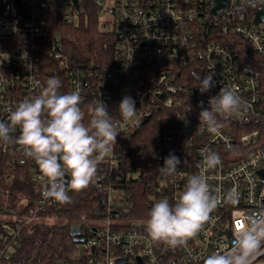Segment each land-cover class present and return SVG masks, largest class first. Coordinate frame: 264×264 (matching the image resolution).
<instances>
[{"label":"built area","instance_id":"1","mask_svg":"<svg viewBox=\"0 0 264 264\" xmlns=\"http://www.w3.org/2000/svg\"><path fill=\"white\" fill-rule=\"evenodd\" d=\"M216 1L226 5L213 15ZM263 10L264 0H0V120L7 122L9 109L39 94L50 77L61 80V93L82 96L85 123L99 99L120 119L122 89L136 101L137 117L121 120L117 144L98 167L95 218L79 228L82 241L68 258L54 264H202L230 248L245 218L264 209V69L249 56L264 61V19L255 24ZM93 15L114 40L113 65L105 73L79 68L61 39L48 35L51 19L75 25ZM205 75H213L216 86L201 95L197 77ZM220 87L238 89L241 110L211 134L199 124L198 105L208 108ZM140 130L152 131V147L137 151L142 162L132 174L148 185L149 210L162 198L174 204L193 174L204 175L214 194L234 189L238 195L235 204L222 199L203 229L176 249L150 241L147 218L132 212L131 194L119 187L118 173L130 163L129 141ZM204 148L217 152L221 165L201 167ZM170 152L182 160V175L174 178L158 170ZM0 178L7 186L26 179L32 184L16 207H0V264H44L24 242L43 214L61 203L43 195L47 179L19 146L0 143ZM255 264H264V255Z\"/></svg>","mask_w":264,"mask_h":264},{"label":"clouds","instance_id":"2","mask_svg":"<svg viewBox=\"0 0 264 264\" xmlns=\"http://www.w3.org/2000/svg\"><path fill=\"white\" fill-rule=\"evenodd\" d=\"M201 95L216 86L213 75L197 77ZM61 80L47 79L45 86L34 97L19 102L9 109L8 121L0 120V143L19 146L23 155L33 159L47 179L43 193L61 204L71 202L65 185L80 192L95 180L98 167L113 151L120 134V123L137 117L136 101L130 95L122 97L117 107L120 119L110 114L108 105L101 99L92 107L85 123L81 108L82 96L76 92L61 93ZM201 101L198 105L199 124L215 134L221 120L228 119L241 110L238 89L220 87L216 95L208 99V108ZM185 123L188 121L183 118ZM19 128V135L13 130ZM201 167L208 169L221 165L220 155L204 148L201 151ZM182 160L174 152L164 158L159 172L166 177L182 175L178 172ZM68 176L70 179L66 180ZM235 204L236 191L228 190L223 196L214 194L204 175L188 177L182 193L170 203L162 198L153 203L145 229L154 244L176 249L195 237L211 219V214L221 204ZM264 255V209L253 211L242 226L233 233L231 247L219 249L203 258L202 264H255Z\"/></svg>","mask_w":264,"mask_h":264},{"label":"trees","instance_id":"3","mask_svg":"<svg viewBox=\"0 0 264 264\" xmlns=\"http://www.w3.org/2000/svg\"><path fill=\"white\" fill-rule=\"evenodd\" d=\"M47 28L49 37L61 39L65 50L72 54L75 65L79 68L91 66L93 69L105 73V70L112 67L113 37L101 31L94 15L88 16L87 20L81 18L78 26L64 22L60 17H57L49 21ZM249 56L256 61L254 66L256 65L260 70L264 69L263 59L250 52ZM149 138H152V131L149 130H140L131 137L129 141L131 152L128 156L130 163L120 169L118 173L120 177L122 175L119 182L123 183L119 187L129 191L133 198L134 209L132 212L140 213L138 216L145 218H148L150 211L146 206L149 188L145 180H135L132 173L136 171L134 165L142 162L141 159H137V151L152 147V140ZM31 188L32 184L28 179L16 180L9 187L0 184V197L3 199L0 202V207H16L20 200L19 195H23L27 190L30 191ZM69 196L71 197L70 203L60 204L43 214V222L32 227L31 235L24 242V250L31 256L40 258L44 264H54L57 260L68 258L75 246L70 235L71 227L76 225L81 228L91 223L95 218L94 212L100 192L96 189L94 181L88 188L80 192L73 191ZM47 220H53V222L49 223Z\"/></svg>","mask_w":264,"mask_h":264},{"label":"water","instance_id":"4","mask_svg":"<svg viewBox=\"0 0 264 264\" xmlns=\"http://www.w3.org/2000/svg\"><path fill=\"white\" fill-rule=\"evenodd\" d=\"M225 5H226L225 1L214 2L213 10H212L213 15H216L218 12H220L225 7ZM263 19H264V10L257 15L255 24H258ZM70 235L72 236L74 243H80L82 241V239L79 237L80 231L78 226L75 225L71 227ZM116 264H123V260L122 259L116 260ZM140 264H142L141 261Z\"/></svg>","mask_w":264,"mask_h":264},{"label":"rangeland","instance_id":"5","mask_svg":"<svg viewBox=\"0 0 264 264\" xmlns=\"http://www.w3.org/2000/svg\"><path fill=\"white\" fill-rule=\"evenodd\" d=\"M102 17L103 16H100V18L102 19ZM104 18H106V19H111V17L110 16H104ZM76 26H78V24H75ZM121 94H122V96L124 97L125 95H130L131 93H130V89H122L121 90ZM8 183V182H7ZM0 184L2 185V186H7L8 184H6L5 182H4V179H1L0 178ZM12 185V184H11ZM11 185H9V186H11ZM9 186H7V187H9ZM1 201H3V199H1V197H0V202ZM47 222H49V223H52L53 222V220H47Z\"/></svg>","mask_w":264,"mask_h":264}]
</instances>
